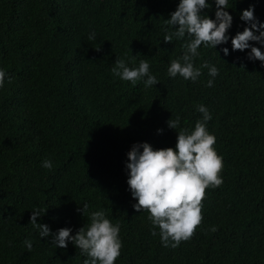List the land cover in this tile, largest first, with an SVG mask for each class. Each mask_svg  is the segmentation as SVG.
<instances>
[{"label": "trees", "instance_id": "1", "mask_svg": "<svg viewBox=\"0 0 264 264\" xmlns=\"http://www.w3.org/2000/svg\"><path fill=\"white\" fill-rule=\"evenodd\" d=\"M178 3L0 0V264H84L88 257L71 241L59 248L50 240L61 228L74 236L101 210L120 228L115 264H264V66L248 59L250 49L231 46L249 26L243 10L253 7L264 23V0H228L229 39L198 48L195 81L168 75L189 40L163 41L175 31L165 20ZM207 3L200 15L214 20L215 0ZM116 59L130 68L146 60L158 83L115 77ZM205 63L218 75L209 76ZM200 105L212 116L206 128L223 160V183L206 189L194 235L164 247L149 213L133 208L127 153L142 143L174 149L177 134L202 120ZM177 118L171 129L167 122ZM35 209L45 212L36 222L49 226V237L29 223Z\"/></svg>", "mask_w": 264, "mask_h": 264}, {"label": "clouds", "instance_id": "2", "mask_svg": "<svg viewBox=\"0 0 264 264\" xmlns=\"http://www.w3.org/2000/svg\"><path fill=\"white\" fill-rule=\"evenodd\" d=\"M215 5L213 20L200 15L201 10L209 7L207 0H179L176 10L165 20L175 29L164 36L165 43H171L173 36L177 39L185 36L189 38L184 45L183 56L170 63V77L179 75L185 80L195 81L201 75L200 69L193 65V58L198 56V48L202 44L214 48L228 41L226 33L232 23V16L226 11L229 8L228 0H215ZM240 19L249 26L231 38L232 50L250 49L248 59L258 60L264 66V52L249 43L253 41L264 45V23L257 21L251 6L242 11ZM89 39H95V34L90 35ZM221 50L224 55L229 54L227 48ZM201 67L208 68L211 77L218 75L215 66L209 67L205 63ZM111 71L115 77L133 84L145 77L146 87L158 83L156 77L149 73V63L146 60H141L138 67L130 68L125 60L116 59ZM5 75L0 70V87L3 86ZM206 86L212 87L213 81L208 80ZM197 111L202 113V120L195 123L194 130L183 129L177 134L174 149L168 147L154 150L148 143H142L133 145L127 153V184L132 197L137 201L133 208L137 212L146 210L149 213L148 219L154 227L159 228L164 247L176 248L182 241H187L194 235L203 220L202 208L206 189L219 187L223 183L220 177L223 160L213 147L215 136L206 128V123L212 116L203 105L198 106ZM167 123L171 129H175L179 118L175 121L170 119ZM42 167L51 169L52 162L45 159ZM86 209L87 205H84V210ZM43 214L41 210L35 209L29 220L39 230L41 238L50 235L48 225L36 222ZM90 221L87 227H81L74 236L70 234V228L59 229L52 234L50 243L55 247L67 248V242L71 241L88 257L84 264H115L122 247L119 225H113L102 210L92 212ZM152 234L156 235V232L153 231ZM24 244L30 251L31 241L25 240Z\"/></svg>", "mask_w": 264, "mask_h": 264}]
</instances>
